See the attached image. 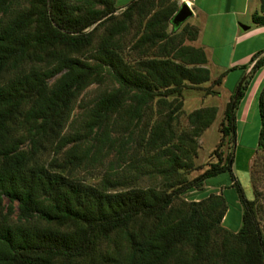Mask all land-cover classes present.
I'll return each instance as SVG.
<instances>
[{
    "label": "trees",
    "instance_id": "16d2710c",
    "mask_svg": "<svg viewBox=\"0 0 264 264\" xmlns=\"http://www.w3.org/2000/svg\"><path fill=\"white\" fill-rule=\"evenodd\" d=\"M118 8L115 0H0V264H264L256 198L246 197L232 172L237 112L264 55L252 57L250 71L225 102L221 139L212 150L216 160L193 178L171 189H116L117 182L66 172L91 156L90 140L100 142L94 154L107 147L117 119L137 123L157 96L210 79L205 50L186 42L196 39L198 28L183 22L168 30L174 2L132 0L117 15ZM260 8L254 24H264V1ZM134 10L141 25L132 41L138 59L122 54L121 36ZM107 78L112 85L90 103L78 100L90 84ZM256 100L257 145L264 150V81ZM216 112L214 105L189 112L190 130L176 136L188 154L163 149L159 171L194 167L197 138ZM162 133L160 126L151 140ZM224 138L227 150L217 151ZM47 150L55 154L50 161L43 157ZM224 171L241 204L236 230L221 224L227 210L222 191L198 200L179 197Z\"/></svg>",
    "mask_w": 264,
    "mask_h": 264
},
{
    "label": "rangeland",
    "instance_id": "374dc122",
    "mask_svg": "<svg viewBox=\"0 0 264 264\" xmlns=\"http://www.w3.org/2000/svg\"><path fill=\"white\" fill-rule=\"evenodd\" d=\"M130 1L115 0L119 7L115 13L119 15L125 4ZM139 17L140 14L134 10L129 27L121 36L122 54L127 58L133 59L135 57L138 59L141 56L139 52L132 49V41L137 30H140L141 27ZM171 27L170 22L168 30ZM102 31L103 26H99L95 32L96 38ZM186 42L190 43L191 41L187 39ZM218 74L216 70H212L210 79L197 85L186 82L181 94L157 96L148 105L141 121L137 123L127 125L117 119L115 125L113 124L114 130L110 137L111 140L108 142V144L111 142V145L107 144L101 153L94 154L96 146L100 142L98 141L95 146V140H90L85 144V147L91 149V156L80 166L68 167L66 172L94 183L117 182L116 189L133 185H154L171 189L179 185L181 181L193 178L206 168L209 162L216 160V155L212 150L221 139L219 122L223 115V106L228 91L230 92L233 88L231 77H228L226 83H212ZM111 85L112 82L108 78L102 83L94 82L83 90L78 100L82 98L81 102L90 103L99 92ZM207 87H211L213 91L207 92ZM208 105L217 107L216 117L209 126L201 131L197 138L199 145L197 154L192 157L194 167L192 169H179L177 173L172 175H166L159 171L165 163L163 149H173L180 157L188 154L187 149L179 144L176 136L181 131L190 130L188 121L190 111ZM78 110L76 108L75 112ZM160 126L163 132L161 139L154 142L151 140L153 132ZM259 128L258 106L253 104L245 122H236L232 172L241 184L246 197L256 198L258 218L264 232V150L257 145ZM227 146L226 138H224L217 151L225 152ZM43 157L46 161H50L51 158L55 157V154L51 150H47ZM63 157V155H59L60 159ZM216 189L222 191L227 204L226 215L221 224L223 227L236 230L241 224V204L234 186L231 185V177L228 171L206 178L201 188L189 189L179 197L187 200H198ZM110 244L113 245L112 242Z\"/></svg>",
    "mask_w": 264,
    "mask_h": 264
},
{
    "label": "crops",
    "instance_id": "0c3cea01",
    "mask_svg": "<svg viewBox=\"0 0 264 264\" xmlns=\"http://www.w3.org/2000/svg\"><path fill=\"white\" fill-rule=\"evenodd\" d=\"M166 1L174 2L177 8L181 2H185L192 8V15L184 22L196 26L198 34L190 43L203 47L207 57L205 65L210 73L212 70L219 74L225 73L220 84L226 83L231 77L233 88L228 91L227 101L250 71L254 62L252 57L256 53H259L258 57L264 55V24L252 22V15L261 13L260 6L264 0ZM263 81L264 64L255 72L241 99L237 122H245L251 107L257 104L256 94ZM220 191L216 189L213 192Z\"/></svg>",
    "mask_w": 264,
    "mask_h": 264
},
{
    "label": "water",
    "instance_id": "95a60500",
    "mask_svg": "<svg viewBox=\"0 0 264 264\" xmlns=\"http://www.w3.org/2000/svg\"><path fill=\"white\" fill-rule=\"evenodd\" d=\"M192 8L185 2H181L179 7L171 16V24L174 26H179L184 22L190 15H192Z\"/></svg>",
    "mask_w": 264,
    "mask_h": 264
}]
</instances>
